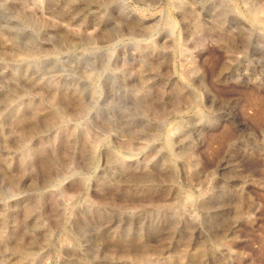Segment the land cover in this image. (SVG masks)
<instances>
[{
    "label": "rangeland",
    "instance_id": "obj_1",
    "mask_svg": "<svg viewBox=\"0 0 264 264\" xmlns=\"http://www.w3.org/2000/svg\"><path fill=\"white\" fill-rule=\"evenodd\" d=\"M0 264H264V0H0Z\"/></svg>",
    "mask_w": 264,
    "mask_h": 264
}]
</instances>
